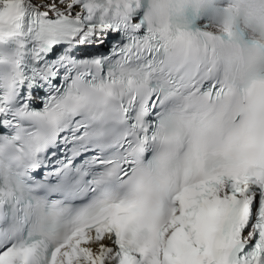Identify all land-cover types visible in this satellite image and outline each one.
<instances>
[{
	"label": "snow or ice",
	"instance_id": "snow-or-ice-1",
	"mask_svg": "<svg viewBox=\"0 0 264 264\" xmlns=\"http://www.w3.org/2000/svg\"><path fill=\"white\" fill-rule=\"evenodd\" d=\"M215 39L145 0H0V264H264V96Z\"/></svg>",
	"mask_w": 264,
	"mask_h": 264
},
{
	"label": "clouds",
	"instance_id": "clouds-1",
	"mask_svg": "<svg viewBox=\"0 0 264 264\" xmlns=\"http://www.w3.org/2000/svg\"><path fill=\"white\" fill-rule=\"evenodd\" d=\"M207 0H146V10L157 22H169L187 8L198 9ZM210 53L222 74L231 78L241 94L264 96V0H225ZM182 32L195 33L181 28ZM243 34V35H241ZM203 50V46H201ZM13 73L8 56L0 57V79Z\"/></svg>",
	"mask_w": 264,
	"mask_h": 264
},
{
	"label": "bare ground",
	"instance_id": "bare-ground-1",
	"mask_svg": "<svg viewBox=\"0 0 264 264\" xmlns=\"http://www.w3.org/2000/svg\"><path fill=\"white\" fill-rule=\"evenodd\" d=\"M33 2H34V3H38L39 0H33ZM50 2H51V0H50ZM106 243H107V241H106Z\"/></svg>",
	"mask_w": 264,
	"mask_h": 264
}]
</instances>
